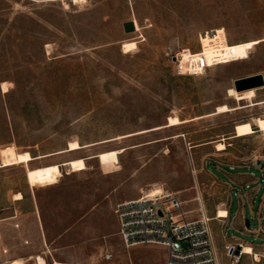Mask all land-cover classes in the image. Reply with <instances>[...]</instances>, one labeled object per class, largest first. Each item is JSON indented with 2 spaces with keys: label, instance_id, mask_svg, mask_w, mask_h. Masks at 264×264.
<instances>
[{
  "label": "rangeland",
  "instance_id": "obj_1",
  "mask_svg": "<svg viewBox=\"0 0 264 264\" xmlns=\"http://www.w3.org/2000/svg\"><path fill=\"white\" fill-rule=\"evenodd\" d=\"M132 20L137 30L126 32L124 23ZM217 29L225 30L231 45L254 42L249 44L253 48L249 58L215 66L202 75H176L172 53L185 48L198 51L200 36ZM261 39L264 0H0V200L7 191L27 196L31 186L57 184L64 176L62 166L72 172L68 162L54 164L60 165L61 176L32 185L28 172L33 169L18 163L20 154L29 152L43 158L47 153L81 150L76 157L89 156L80 159L86 160L85 170L89 166L93 175L103 174L102 170L115 172L128 162L138 167L149 155L159 154L182 174L180 188L190 184L196 167L202 174L197 190L207 201L211 183L208 163L211 171L221 175L206 150L194 147L212 136L220 135L214 141L220 140L236 123L255 118L264 136V103L240 102L229 93L238 78L264 76ZM129 42L137 43L131 52L124 48ZM254 101H264V87L256 89ZM223 105L232 110L212 115ZM171 118L181 123L170 125ZM236 130L237 136L255 133L251 122L237 124ZM263 140L258 134L236 142L232 152L244 156L252 149L263 151ZM72 142H79L80 148L68 151ZM220 144L224 143H218L217 149ZM123 147L130 148L133 156L119 157L127 150ZM88 160L92 161L87 165ZM168 169L163 159H152L140 169V178L170 177ZM127 174L128 170L105 182L69 179V208L65 203L63 207L57 192L45 194L53 203L45 224L53 253L48 264L54 258L55 264L166 260L167 249L160 245L127 248L116 233L114 201L132 185L127 180L120 184ZM87 210L95 211L91 224L58 240L63 229L82 219ZM9 222L0 240V264H25L19 258L31 254L22 250L28 245H21L18 233L28 229L15 228ZM217 234L219 241L223 240L222 227ZM240 237L254 245L264 243L255 235ZM76 246L80 253L72 249ZM227 248L223 245L220 252L216 250L217 264H264V256L256 262L245 254L230 256ZM42 251L39 248L32 253L37 255L36 264L38 257L45 258ZM108 252L114 254L112 259L105 258Z\"/></svg>",
  "mask_w": 264,
  "mask_h": 264
},
{
  "label": "crops",
  "instance_id": "obj_2",
  "mask_svg": "<svg viewBox=\"0 0 264 264\" xmlns=\"http://www.w3.org/2000/svg\"><path fill=\"white\" fill-rule=\"evenodd\" d=\"M215 113L216 111L212 113V115H217ZM255 119L244 121L252 123V127L255 130V133L253 132V134L251 135L237 136L236 125L244 123L239 122L236 123L227 133H223L224 135H222L223 137L220 140L214 141L215 137H218L220 135L212 136L210 137V141L204 142L200 144V146L197 145L194 147L197 150H206L207 156H210V161L213 164H216V170L221 175L218 176L215 172L210 170L209 162V165L207 167L210 172L211 183L208 187L209 196L207 197V201L203 200L201 192L197 190L202 178L201 170H198L195 167L192 170L193 176L190 177V184L184 188H180L179 183L181 182L182 174H180V171L176 168V166H174L173 163H171L166 157L159 154L149 155L138 167H134L132 163L128 162L127 164H124L123 167H121L120 165L119 169L109 174L104 173L103 170V174H90L88 172L89 166L85 171L70 172L69 167L62 166L64 176L60 178V181L57 184H53L52 186L35 187L30 185L31 192H29L27 196H25L23 192L19 191V193H21L23 196L21 199H15V195L19 194L18 192L13 195L9 191L6 192V197L3 200H0V240L3 239V234H6L7 231V226H5V223L10 221L9 223L11 225H14L15 228L24 226V228H27L28 230H24V232L18 233L21 235V237L18 236V239H21V245H23V243L24 245H28L26 247H23L22 250L30 253L31 255L26 258L19 259L24 260L25 264H36L35 256L37 255H33L32 253L33 251L35 252L36 250H39V248H42V254L48 262V256H53V253L51 249V243L48 242V239L46 237L47 231L45 229V224L47 220L46 216L48 214V207H50L49 204L52 206L53 203L52 201L49 202L45 198V194L49 193L50 191L57 192V198H59V200L63 202V207H65V203L67 204L66 207L69 208L70 200L67 198L69 197V194L68 191H66L69 179H73L74 177L87 180L95 179L96 181L105 182L111 179L114 180L116 176H119L120 174L128 170L127 176L122 178L123 180H121L120 184L127 180L132 182V185L129 188H125L124 190H122L123 193L121 194V197L117 198V200L114 201L115 206L126 201L139 199L141 196L146 194H152L150 191L157 187L162 189V191L159 193H176L184 204V209L186 211L188 219H198L201 217L202 213L207 218H210V232L211 236L213 234L212 239L215 245V249L218 252H220L223 245L228 246L231 244H241L243 247L251 246L256 254L264 256V243L261 245H254L252 243L243 241L240 237L245 234H251L261 238V240L264 242V180L258 166L259 162L261 160H264V150L262 151L261 149H252L251 152L246 153L244 156H237L236 153L232 152V148L234 144H236V142L245 141L250 137H256L258 134H260L264 139L263 134L257 128ZM176 136L175 138H179L183 135L179 137ZM220 142H223L226 145V148L224 150L217 149V145ZM123 148H126L127 150L123 154H119V157L125 154L130 155L131 157L133 156V152L130 148ZM79 151L66 152L56 155L54 154L56 152L47 153L44 155L49 156H45L43 158H38L37 156L32 155L35 158L34 160H32L29 164H21L26 165L28 169H35L54 164L61 165L72 160L74 161V159H87L89 157H76V154H78ZM165 154H167V152H165ZM217 156L227 158L221 160ZM152 159H163L166 164H168L169 169L167 173L170 175V177L154 175L140 178V169ZM92 160H88L87 165L89 161ZM256 171H258L259 173L257 174ZM49 184L50 183H48V185ZM118 187L119 185H117L115 188L117 189ZM109 194H107L106 197H108ZM220 211H226L227 216L220 217ZM94 212V210H87L84 217L78 222L74 223L73 226L71 224H68V226L63 229L64 232L60 234L57 239L65 240L66 238H70L72 233H75L78 227H86L90 225L91 223H89V221L92 220L91 216ZM112 218L114 221L117 220V217L115 218L114 216H112ZM14 220L18 221L14 222ZM116 223V233H118V220ZM253 225L254 227H252ZM220 227L223 228L224 232V237L221 241H219L217 234ZM229 231H233L235 234L231 236L228 233ZM66 247L64 246V248ZM160 247L166 249V247L162 245ZM72 249H75L76 252L79 253L81 251L77 246ZM70 251L72 250L70 249L69 253ZM1 252L2 249L0 246V253ZM54 259L51 264H55ZM137 264H167V253L166 260L163 263L153 261L141 262Z\"/></svg>",
  "mask_w": 264,
  "mask_h": 264
},
{
  "label": "built area",
  "instance_id": "obj_3",
  "mask_svg": "<svg viewBox=\"0 0 264 264\" xmlns=\"http://www.w3.org/2000/svg\"><path fill=\"white\" fill-rule=\"evenodd\" d=\"M225 34L210 43V51L209 47L203 46L201 35V48L198 51L185 48L172 53L174 73L178 76L202 75L215 66L249 57L252 48L246 47L238 52L234 45H228ZM258 166L264 180V160ZM114 212L119 225L118 233L127 248L157 244L166 247L167 264H217L210 218L202 213L198 219H188L184 204L176 193L146 194L139 199L117 204ZM227 249L230 256L243 253L241 244L228 245ZM113 257L112 252L105 254L107 260Z\"/></svg>",
  "mask_w": 264,
  "mask_h": 264
},
{
  "label": "bare ground",
  "instance_id": "obj_4",
  "mask_svg": "<svg viewBox=\"0 0 264 264\" xmlns=\"http://www.w3.org/2000/svg\"><path fill=\"white\" fill-rule=\"evenodd\" d=\"M76 1H83V0H76ZM135 26H137L136 23H135ZM217 30H218L217 32H215V31H213L212 33L208 32V33L201 36V38H202L201 42L203 43V46L209 47L208 48L209 51H210V43L213 42L214 40L219 39V37L221 38V36H223V34H225V30H223V29H217ZM216 35H217V37H216ZM214 37H216V38H214ZM227 40H228V38H227ZM259 41H264V39H261ZM259 41H257V42H259ZM251 43H254V42H251ZM251 43H239L238 42V43L232 44V45L235 46V48L238 52H241V51L245 50V48L248 47V45ZM228 45H230V44H228ZM136 46H137L136 42H129V43L125 44L124 48L126 51L131 52L132 50H134L136 48ZM250 48H252V47L250 46ZM247 58H249V57H247ZM4 88L6 89V86ZM229 93L231 96H235L236 100H238L240 102L241 101H249L252 103V105H259V104L264 103V101H261V102H255L254 101V97L256 96V89L255 88L245 90V91H241V92L237 91L235 88H231L229 90ZM231 110L232 109L228 105H223V106H220L217 108L216 113L217 114H223V113H227ZM180 123H181V121L178 118H171L170 119V125H178ZM263 132H264V126H263ZM79 148H80L79 142H72L69 144L68 151H75V150H78ZM225 148H226V146L224 144H220L218 147L219 150H224ZM18 158H19L18 163H28V162L33 160V157L29 152H26L24 154H20V156H18ZM85 161H86L85 159H76L74 161L73 160L69 161L68 165L70 166L72 172H79L81 170L86 169V162ZM58 176H61L60 165L47 166V167H43V168L33 169V170H30L28 172V179L32 185H36L38 182L43 181L47 178L53 179V178L58 177ZM150 192L152 194H156V193L161 192V190L160 189H154V190H151ZM21 198H22V196L20 194L15 195V199H21ZM219 216L220 217L227 216V212L226 211H220ZM242 254L252 256L256 262H261L260 255L256 254L253 251V248L251 246H244ZM46 263L47 262H46L45 258H43V257L37 258V264H46Z\"/></svg>",
  "mask_w": 264,
  "mask_h": 264
},
{
  "label": "water",
  "instance_id": "obj_5",
  "mask_svg": "<svg viewBox=\"0 0 264 264\" xmlns=\"http://www.w3.org/2000/svg\"><path fill=\"white\" fill-rule=\"evenodd\" d=\"M124 29L126 32H134L136 30L135 22L133 20L125 22ZM234 87L239 92L264 87V76L262 74H255L253 76L238 78L234 81Z\"/></svg>",
  "mask_w": 264,
  "mask_h": 264
},
{
  "label": "snow or ice",
  "instance_id": "obj_6",
  "mask_svg": "<svg viewBox=\"0 0 264 264\" xmlns=\"http://www.w3.org/2000/svg\"><path fill=\"white\" fill-rule=\"evenodd\" d=\"M248 47H250V45Z\"/></svg>",
  "mask_w": 264,
  "mask_h": 264
}]
</instances>
